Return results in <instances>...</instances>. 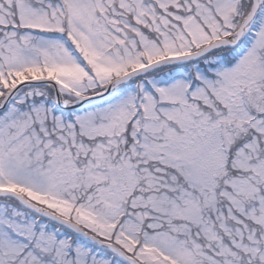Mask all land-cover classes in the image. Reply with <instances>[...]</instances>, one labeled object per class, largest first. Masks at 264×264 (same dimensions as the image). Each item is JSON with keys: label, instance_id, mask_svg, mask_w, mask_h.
Listing matches in <instances>:
<instances>
[{"label": "snow or ice", "instance_id": "6c2138e0", "mask_svg": "<svg viewBox=\"0 0 264 264\" xmlns=\"http://www.w3.org/2000/svg\"><path fill=\"white\" fill-rule=\"evenodd\" d=\"M0 264H264V0H0Z\"/></svg>", "mask_w": 264, "mask_h": 264}]
</instances>
